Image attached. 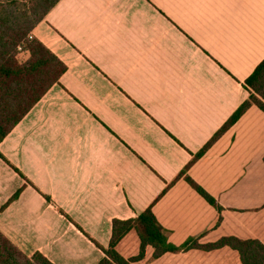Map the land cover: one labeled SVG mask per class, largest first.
Listing matches in <instances>:
<instances>
[{"label":"crops","instance_id":"crops-1","mask_svg":"<svg viewBox=\"0 0 264 264\" xmlns=\"http://www.w3.org/2000/svg\"><path fill=\"white\" fill-rule=\"evenodd\" d=\"M32 35L67 71L0 144V232L20 251L98 264L113 221L149 207L173 249L134 264H242L205 246L264 244V112L211 142L264 60V0H60Z\"/></svg>","mask_w":264,"mask_h":264},{"label":"trees","instance_id":"trees-1","mask_svg":"<svg viewBox=\"0 0 264 264\" xmlns=\"http://www.w3.org/2000/svg\"><path fill=\"white\" fill-rule=\"evenodd\" d=\"M59 2L60 0H0V144L40 99L59 83L67 71V66L58 56L32 35L36 26ZM245 87L249 97L211 142L233 126L252 106L264 112V60L247 78ZM0 158L5 159L1 152ZM186 181L206 201L219 207L215 199L190 177ZM20 193L21 190L11 200L17 199ZM132 230H136L139 235L140 252L136 257L125 259L118 252L117 246ZM147 246L154 248V258H159L173 249L167 243L164 229L152 207L137 218L113 221L110 245L103 249L105 256L98 264H134L144 257ZM224 246L236 250L242 264H264V244L259 240L226 237L205 248ZM0 264L53 263L39 252L31 257L25 255L0 232Z\"/></svg>","mask_w":264,"mask_h":264},{"label":"rangeland","instance_id":"rangeland-1","mask_svg":"<svg viewBox=\"0 0 264 264\" xmlns=\"http://www.w3.org/2000/svg\"><path fill=\"white\" fill-rule=\"evenodd\" d=\"M23 57H24V56H23ZM23 57H22V58H23Z\"/></svg>","mask_w":264,"mask_h":264}]
</instances>
